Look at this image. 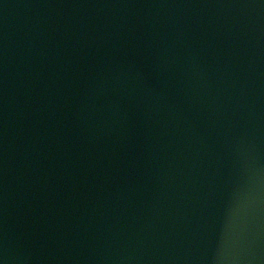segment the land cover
I'll use <instances>...</instances> for the list:
<instances>
[{"label":"water","instance_id":"water-1","mask_svg":"<svg viewBox=\"0 0 264 264\" xmlns=\"http://www.w3.org/2000/svg\"><path fill=\"white\" fill-rule=\"evenodd\" d=\"M2 264H264V0H0Z\"/></svg>","mask_w":264,"mask_h":264},{"label":"snow or ice","instance_id":"snow-or-ice-1","mask_svg":"<svg viewBox=\"0 0 264 264\" xmlns=\"http://www.w3.org/2000/svg\"><path fill=\"white\" fill-rule=\"evenodd\" d=\"M0 264H2V261H0Z\"/></svg>","mask_w":264,"mask_h":264}]
</instances>
